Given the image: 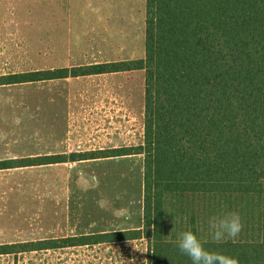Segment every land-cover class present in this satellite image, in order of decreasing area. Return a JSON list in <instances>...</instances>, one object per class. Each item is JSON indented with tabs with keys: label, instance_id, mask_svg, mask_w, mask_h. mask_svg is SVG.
<instances>
[{
	"label": "trees",
	"instance_id": "16d2710c",
	"mask_svg": "<svg viewBox=\"0 0 264 264\" xmlns=\"http://www.w3.org/2000/svg\"><path fill=\"white\" fill-rule=\"evenodd\" d=\"M145 23L144 59L0 76L1 87L145 72L143 145L64 158L143 155L142 229L63 239L56 247L144 239L149 264H192L175 243L191 230L239 264H264V0H146ZM52 160L0 162V170ZM224 212L239 213L243 228L217 244L208 221ZM45 245H3L0 255Z\"/></svg>",
	"mask_w": 264,
	"mask_h": 264
},
{
	"label": "rangeland",
	"instance_id": "374dc122",
	"mask_svg": "<svg viewBox=\"0 0 264 264\" xmlns=\"http://www.w3.org/2000/svg\"><path fill=\"white\" fill-rule=\"evenodd\" d=\"M34 13L36 47L42 48L43 44L53 43L54 39L63 44L62 39L67 38L66 44L73 42L79 50L68 52L71 63L105 64L145 58L146 0H34ZM42 54H45L43 50L36 49L35 69L48 66L47 61L44 65ZM16 69L0 67V73ZM107 76L110 78V74ZM118 76L89 81V85L96 86L92 90L106 88L108 97H114L112 105L106 107L107 114H101L102 120L107 121V132L111 133L98 131V135L88 138L90 127L98 123L103 126V123L99 114L95 113L101 105L89 109L85 98L80 112L67 116L73 123H80L83 129L81 135L72 137L75 141L78 137L81 139L76 142L78 148L117 144L135 148L143 145L145 72L135 71ZM42 83L37 82L35 86L36 90L46 93L45 97L38 95L39 101L45 98L46 106L40 114H36L40 117L35 123L42 124L46 130L54 126L53 119L61 122L63 118L55 113H60V110L53 103L59 104L58 89L47 85L43 87ZM80 88L83 93L91 90ZM126 101L129 107L122 112L120 105ZM48 112L52 113L48 115ZM60 124L62 122L59 127ZM40 149L41 146L36 143L35 151ZM66 174L65 192L61 189L60 194H50L49 191L58 189H48L44 171L35 170L33 205L29 201L30 210L23 211L27 207L26 200L20 197L18 210L12 211V216L7 219L8 224L10 220L15 222L18 219L17 232L14 233L15 229L9 232L8 226L7 233L4 234V229L0 233V243L13 240L19 241L17 244H38L43 241L47 242V249L0 255V264H149L148 243L144 239L56 247L63 246L60 243L63 239L93 238L90 236L121 232L139 225L143 216L144 156L68 162ZM32 206L33 209L30 208Z\"/></svg>",
	"mask_w": 264,
	"mask_h": 264
},
{
	"label": "crops",
	"instance_id": "0c3cea01",
	"mask_svg": "<svg viewBox=\"0 0 264 264\" xmlns=\"http://www.w3.org/2000/svg\"><path fill=\"white\" fill-rule=\"evenodd\" d=\"M34 16V0H0V67L17 68L14 72L0 73V76L83 67L100 63H71L70 57L68 58V52L74 53L79 50L75 48L73 42L66 44L67 38L62 39L63 44L56 42L54 39L53 43H48V45L43 44L42 48L36 47V43L34 42ZM36 49H41L45 52V54H42V57L44 65L45 61H47L48 66L44 67V69H35ZM73 59L76 60L75 58ZM120 74L123 75V73H118L110 74V78L107 75H99L43 81V87L47 85V87L53 86V89H58L59 104L53 103L60 110V113H55L63 118L61 119L62 125L60 124V127L58 125L61 123L59 119H53L54 126L46 130L42 128V124L35 123L36 118L40 117L36 114H40L41 109L46 106L45 98H43V101H39L38 99V95L45 97L46 93L44 91L36 90L35 83L0 87V162L27 161L39 158L53 159L51 161L53 164L0 170V233L3 232L2 229L5 230L4 234L7 233L8 226L9 232H12L13 229H15L14 233L17 232L19 226L18 219L16 218L15 222L10 220V224H8L7 219L12 216V211L18 210L17 201L20 197L26 200L27 207L23 208V211L30 210L28 206L29 201H32L33 205L35 170L44 171V181L47 182L48 189H58V191L54 192L49 191L50 194H60L61 189L62 191L64 190L63 192L66 190V167L68 163L64 159L66 156L100 150L128 148L121 146V144L110 147H92L90 145L81 149L78 148L76 142L81 139L78 137L75 141L74 138L77 135H81L83 129L80 123H76V121L73 123L69 118L80 112L81 105L84 106L85 104L84 98L89 102L87 104L89 109H94V105H101L99 110L95 111L96 114H99L100 118L101 114H107L106 107L112 105L114 97L112 95L108 97L106 88L97 91L92 90L96 86L92 87L89 85V81L93 79H96L95 81L97 79L98 81L107 78L114 79ZM80 87L91 90L83 93ZM121 104L120 110L125 112L129 107L126 104H129V102L126 101V103L122 102ZM101 108H103L102 112ZM109 110L111 111L112 108ZM50 113L52 112H48V115ZM102 123L103 126H99L100 124L98 123V125L90 127L89 131L91 135L88 137L89 139L95 136L98 131L100 133L108 131L107 121L102 120ZM72 137L74 138L72 139ZM36 143L42 149L35 151ZM30 208L33 209V206ZM48 209L52 210L51 208ZM4 217L7 218L5 219ZM143 223L142 216L137 227L128 228L123 231L142 229ZM17 242L19 241L11 240L6 243H0V246L13 245L17 244Z\"/></svg>",
	"mask_w": 264,
	"mask_h": 264
},
{
	"label": "clouds",
	"instance_id": "9594fccd",
	"mask_svg": "<svg viewBox=\"0 0 264 264\" xmlns=\"http://www.w3.org/2000/svg\"><path fill=\"white\" fill-rule=\"evenodd\" d=\"M208 223L209 235L217 244L237 238L243 228L237 212H224L212 216ZM175 243L179 252L188 256L192 264H239L237 258L207 249L204 246L206 241H202L191 230L179 233Z\"/></svg>",
	"mask_w": 264,
	"mask_h": 264
}]
</instances>
